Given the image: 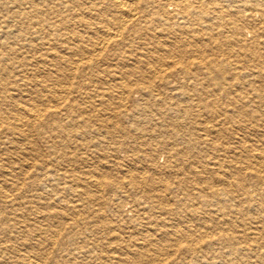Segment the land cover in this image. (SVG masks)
Wrapping results in <instances>:
<instances>
[{"label": "bare ground", "instance_id": "1", "mask_svg": "<svg viewBox=\"0 0 264 264\" xmlns=\"http://www.w3.org/2000/svg\"><path fill=\"white\" fill-rule=\"evenodd\" d=\"M0 264H264V0H0Z\"/></svg>", "mask_w": 264, "mask_h": 264}]
</instances>
